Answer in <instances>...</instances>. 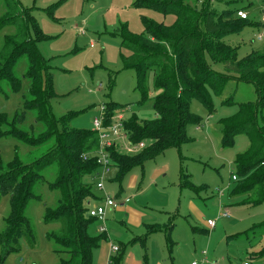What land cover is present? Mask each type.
<instances>
[{
    "label": "rangeland",
    "instance_id": "rangeland-1",
    "mask_svg": "<svg viewBox=\"0 0 264 264\" xmlns=\"http://www.w3.org/2000/svg\"><path fill=\"white\" fill-rule=\"evenodd\" d=\"M19 2L30 11L42 33L36 47L52 67L57 97L52 99L51 105L57 118L72 114V127L94 129V119L101 120L104 116L102 107L109 101L126 106L119 112H126L125 118L132 113L140 119L154 117L152 97L156 89L153 73L147 77L149 99L140 104L136 72L122 62L121 35L117 29L127 25L132 32L145 33L143 17L171 25L175 21L174 15L138 8L134 0ZM190 2L200 11L206 6L218 11L233 5L246 7L248 25L240 33L228 35L226 40L239 48L238 53L242 57L264 49V0ZM4 9L0 1V16ZM30 27L35 35L33 25ZM13 31L12 25L0 30V47L4 36ZM213 67L224 71L222 64ZM15 70L19 76L24 75V58L19 60ZM25 90L26 82L23 81L20 91L7 89L6 93H0V111L13 117ZM257 97L253 83L231 78L222 95L211 93V111L199 100L190 102V108L199 121L188 126L189 141L182 146L180 154L169 149L164 155L147 162L143 171L139 167L129 171L121 182L115 178L114 166H110L108 172H100L93 180V192L100 195L103 202L92 205L105 206L107 196L118 205L111 214L106 208L104 219H95L89 226L92 235L106 231L109 235L93 251L95 264H109V255L119 254L112 252L111 246L118 249L126 247L123 264H191L196 260L200 264H264V201L246 204L244 196H235L232 192L235 186L233 175L237 174L235 158L249 150L250 139L245 134H237L233 145L224 147L220 122L234 114L239 103L256 101ZM22 126L29 131L41 130L31 110L26 112ZM112 141L123 152L132 147L123 132L119 137H112ZM145 143L149 145L150 141L145 140ZM29 151V145L16 138H0L2 164L12 161L16 154L25 159ZM182 169L189 174V180L197 190L181 186ZM55 172L54 165L42 172L45 181L35 187L41 200H32L26 210L35 232L34 244L21 238L19 250L7 255L2 264L60 263L61 255L47 237L57 225L46 224L43 220L46 206H54L59 198V192L49 188ZM98 181L103 182L101 190L96 187ZM126 197H130V202L120 204ZM9 213L10 196L2 195L0 230L4 228V218ZM209 219L216 221L214 228L208 227ZM169 228H172V246L167 237ZM148 231L152 233L147 236Z\"/></svg>",
    "mask_w": 264,
    "mask_h": 264
},
{
    "label": "trees",
    "instance_id": "trees-1",
    "mask_svg": "<svg viewBox=\"0 0 264 264\" xmlns=\"http://www.w3.org/2000/svg\"><path fill=\"white\" fill-rule=\"evenodd\" d=\"M4 13L0 16V30L12 25L14 31L4 36L0 47V93L18 92L26 82L21 105L13 117L0 111V138L13 137L27 145L30 151L25 159L16 154L6 164L0 163V196H10V213L4 218L0 230V264L11 252L19 250L21 238L34 244L35 232L26 215L32 200H41L35 192L38 183L45 181L42 172L56 166L55 177L49 188L59 192L54 206H46L43 220L57 225L47 237L61 255L59 264H95L93 251L104 233L92 235L90 224L97 219L89 214V202L98 196L93 192V180L98 177L100 164V137L93 129H79L70 125L72 114L57 118L52 112V99L57 97L53 87V71L36 47L42 37L41 30L29 10L19 0H0ZM192 0H134L138 8H151L164 15L172 14L171 25L143 17L145 33L132 32L127 25L118 28L121 35L122 62L136 72V87L140 104L149 99L147 77L154 76L156 93L152 97L155 115L140 119L135 113L123 119V132L132 146L143 143L136 151H120L113 142L106 146L115 178L121 182L132 169L144 165L175 149L180 154L189 141L187 128L198 123L199 117L191 108L192 100H199L212 110L211 93L223 94L227 81L253 83L256 101L238 104V110L220 120L222 144L230 147L237 134L250 139L248 151L235 158L237 170L233 195L244 196V203L264 201V49L239 56L238 47L227 42L230 34L240 33L248 18L238 17V10L246 7L229 6L213 10L206 6L202 11L191 4ZM230 5V4H229ZM247 12V11H246ZM31 25L35 35L31 33ZM35 37V38H34ZM26 60V71L21 77L15 67ZM222 64L224 71L213 66ZM126 106L109 101L103 105L105 126ZM33 111L41 130L30 131L23 127L26 112ZM145 140L150 141L147 145ZM235 175V174H234ZM180 184L197 190L189 174L181 170ZM171 229L167 237L171 242ZM152 231H148L151 234ZM111 255L109 264H123L126 247Z\"/></svg>",
    "mask_w": 264,
    "mask_h": 264
},
{
    "label": "built area",
    "instance_id": "built-area-1",
    "mask_svg": "<svg viewBox=\"0 0 264 264\" xmlns=\"http://www.w3.org/2000/svg\"><path fill=\"white\" fill-rule=\"evenodd\" d=\"M236 14L238 17H241L244 19L248 18V13L245 10H238L236 12ZM262 20L264 21V16L262 17ZM119 112L113 116L114 120L108 126H105L103 124L104 116L101 118V120H99L98 118H95L93 121V126H94L93 130L97 131L99 134V137H100V147L101 148H100L99 157L97 160L98 163L100 164V169H101L100 172L102 170L108 172L110 169V166H112V163H111L112 160L108 155V152L106 150V146H109V145H111V143H113L112 137H115V136L119 137L120 133L123 132V119L125 118L124 114L126 112H122L121 114H119ZM117 115H118V117H116ZM143 146H144V144L140 143L137 146H132L131 148H129L127 150L132 152V151H136L137 149H139ZM100 172H99L98 176L100 175ZM236 179H237L236 175H233V180H236ZM96 187L99 190L103 189L104 188L103 182L98 181L96 184ZM104 205L105 206H103L101 204L90 205V202H89V205H88L89 214L93 217H96L97 219H104V217L106 215V208H115L118 204L113 198L107 196L105 198ZM207 225L210 228H214L216 226V221L209 219V220H207ZM101 230H104V229L101 228ZM112 249H113V251L118 250V248L116 246H112ZM191 264H200V263H199V261L196 260V261H193ZM214 264H219V263L214 262Z\"/></svg>",
    "mask_w": 264,
    "mask_h": 264
},
{
    "label": "crops",
    "instance_id": "crops-1",
    "mask_svg": "<svg viewBox=\"0 0 264 264\" xmlns=\"http://www.w3.org/2000/svg\"><path fill=\"white\" fill-rule=\"evenodd\" d=\"M247 11V10H246ZM199 128V127H198ZM98 197L97 198H94V199H92L91 201H90V205H92V203H102L103 202V200H101L102 199V197L100 196V195H97ZM128 202H130V197H126L122 202H120V204H126V203H128ZM108 212H109V214H111V213H114L113 211H114V208H108ZM108 214V215H109ZM108 217V216H107ZM109 219V218H108ZM102 225H103V223H102ZM106 233H108V231H106ZM106 233H104V235L106 236V237H109V235H106ZM111 251L112 252H118L119 251V249L117 250V251H113V249H112V246H111ZM110 257H111V255H109V258H108V263H109V259H110Z\"/></svg>",
    "mask_w": 264,
    "mask_h": 264
}]
</instances>
